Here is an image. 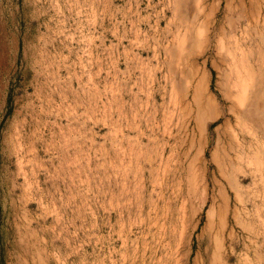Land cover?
<instances>
[{
  "label": "rangeland",
  "instance_id": "rangeland-1",
  "mask_svg": "<svg viewBox=\"0 0 264 264\" xmlns=\"http://www.w3.org/2000/svg\"><path fill=\"white\" fill-rule=\"evenodd\" d=\"M248 1L0 0V264H264L263 15L245 110L228 76Z\"/></svg>",
  "mask_w": 264,
  "mask_h": 264
},
{
  "label": "bare ground",
  "instance_id": "bare-ground-1",
  "mask_svg": "<svg viewBox=\"0 0 264 264\" xmlns=\"http://www.w3.org/2000/svg\"><path fill=\"white\" fill-rule=\"evenodd\" d=\"M250 1V0H249ZM248 1V2H249ZM247 2V3H248ZM251 2V1H250ZM253 2V1H252ZM251 4V3H250ZM239 5V4H238ZM210 7V6H209ZM233 7V6H232ZM213 9V8H212ZM211 9V10H212ZM200 12V11H199ZM262 15L264 16V0H254L252 5L243 6L240 8L238 17L235 20V29L239 30V37L235 39L233 52H227L228 54V76L232 81L231 85L234 89L237 104L241 109L245 110L246 105L249 103L254 92V85L256 75L254 73V63L257 61L255 57L259 56L258 44H259V26L262 22ZM205 17V16H204ZM209 18V17H208ZM264 21V20H263ZM230 23V22H229ZM263 24V23H262ZM232 25V24H230ZM261 28V26H260ZM236 31V30H235ZM197 32V31H196ZM199 34V33H198ZM198 36V35H196ZM199 38V37H198ZM196 39V37H195ZM198 40V39H197ZM224 40V39H223ZM225 41V40H224ZM198 43V42H197ZM200 43V42H199ZM223 44V43H222ZM225 44V43H224ZM261 45V44H260ZM260 48V47H259ZM222 49V47H221ZM261 49V48H260ZM261 55V54H260ZM226 66V65H225ZM223 69V68H222ZM225 69V68H224ZM230 85V86H231ZM228 88V87H227ZM231 89V88H230ZM229 90V89H228ZM229 92V91H228ZM200 95V94H199ZM197 97V96H196ZM200 96H198L199 98ZM203 97V96H201ZM204 98V97H203ZM200 99V98H199ZM202 100V98H201ZM199 100V102L201 101ZM232 103V102H231ZM203 108L207 106L203 103ZM232 105V104H231ZM202 106V105H201ZM236 106V104H235ZM250 107V106H249ZM234 110V109H232ZM236 111V110H235ZM245 117V116H244ZM212 118V117H211ZM211 120V119H210ZM246 120V119H245ZM237 125L244 130V123L237 118ZM259 122V121H258ZM246 123V122H245ZM257 123V122H256ZM235 125V124H234ZM262 125V124H261ZM236 126V125H235ZM235 129V128H234ZM256 129V128H255ZM252 131V129H251ZM254 131V130H253ZM245 132V131H244ZM246 133V132H245ZM260 133V132H259ZM233 134V133H232ZM248 134V132H247ZM251 134V133H250ZM255 134V133H254ZM235 135V134H233ZM242 135V134H241ZM263 135V134H262ZM248 136V135H247ZM240 137V136H239ZM262 137V136H260ZM238 138V137H237ZM234 139V138H233ZM254 139V138H253ZM256 142V141H255ZM234 143V142H233ZM260 143V142H259ZM244 144V143H243ZM237 146L236 159L240 160V154L244 152V149L240 144ZM258 145V143H257ZM261 145V144H260ZM262 146V145H261ZM263 147V146H262ZM253 148V147H252ZM256 148H258L256 146ZM249 150V149H248ZM259 150V149H258ZM252 151V150H251ZM249 152V151H248ZM228 153V152H227ZM251 153V152H250ZM259 153V152H258ZM229 154V153H228ZM258 156V155H257ZM259 157V156H258ZM255 158V157H254ZM228 159V158H227ZM232 159V158H231ZM235 160V159H234ZM256 161V160H255ZM234 162V161H233ZM238 163V162H237ZM249 163V162H248ZM251 166V164H249ZM248 165V166H249ZM263 165V164H262ZM229 166V165H228ZM246 166V165H245ZM233 167V166H232ZM254 167V166H253ZM237 168V166H236ZM230 169V168H229ZM254 169V168H253ZM231 170V169H230ZM237 170V169H236ZM233 171V170H232ZM237 172V171H236ZM239 172V171H238ZM246 172V170H245ZM233 173V172H232ZM235 173V172H234ZM244 173V172H243ZM229 174V173H228ZM230 175V174H229ZM234 175V174H233ZM244 175V174H243ZM249 175V174H248ZM228 176V175H227ZM260 176V175H259ZM253 177V176H252ZM232 178V177H231ZM255 178V177H254ZM234 180V179H233ZM231 181V180H230ZM261 181V179H260ZM251 183V182H250ZM258 183V182H257ZM235 184V183H234ZM233 184V185H234ZM242 184V183H241ZM256 185V184H255ZM237 189V188H236ZM240 189V188H239ZM235 190V189H234ZM258 190V189H257ZM258 192V191H256ZM246 193V192H245ZM248 196V195H247ZM258 197V196H257ZM248 198V197H246ZM255 199V198H254ZM259 199V198H258ZM237 200V198H236ZM247 200V199H246ZM239 203V202H238ZM253 205V203H252ZM253 207V206H252ZM246 212V211H245ZM250 212V211H249ZM209 217V216H208ZM226 218V217H225Z\"/></svg>",
  "mask_w": 264,
  "mask_h": 264
}]
</instances>
